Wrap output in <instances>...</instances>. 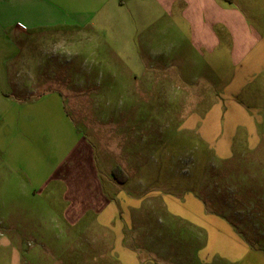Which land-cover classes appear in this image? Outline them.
<instances>
[{
  "label": "rangeland",
  "instance_id": "374dc122",
  "mask_svg": "<svg viewBox=\"0 0 264 264\" xmlns=\"http://www.w3.org/2000/svg\"><path fill=\"white\" fill-rule=\"evenodd\" d=\"M129 1L128 4H151L147 0ZM260 1L264 3V0L257 2ZM150 14L128 13L125 15L128 24L134 26L120 28L137 32L138 42L132 43L137 53L145 52L150 56L160 51L163 61L168 62L176 56L170 49L173 45L177 46L179 54L199 61L186 40L170 42L175 40L174 36L165 34V19L152 4ZM148 18L155 21L149 24ZM109 28L85 31L73 44L55 43V34L45 32V44L40 53L43 67L69 73L66 77L73 90L61 91L60 114L62 120L66 118V125L56 119L54 136L51 131L46 140L41 138L45 144L30 135L24 145L38 150L37 154L27 155L30 164L38 159L45 169L48 163L52 166L60 163L70 148L79 143L91 148L94 163L104 179L108 178L111 163L130 165L132 174L128 175L146 187V195L150 193L141 197L136 207L140 208L138 214L133 213V217H138L137 224L131 226L124 215L126 204L118 208L114 202L110 206L113 209L98 218V222L95 212H91L77 225H70L64 218L68 203H64L63 188L58 187L52 194V189L43 190L36 185L29 188L40 191L31 196L34 202L13 206L26 207L30 213L38 209L37 218L11 217L7 208L10 204L5 199H9L10 191L13 196L22 188L6 186L0 188L2 233L14 239L7 233L12 224L22 229L26 237L27 253H23L27 264H241L232 260L231 233L216 231L214 235V231L197 225L190 217L164 208V201L188 196L202 203L209 216H226L227 226L232 225L264 262V136L259 141L252 140L244 151L237 148L238 145L234 149L231 146L229 155L221 156L217 149L220 150L225 140L211 133L206 136V130H212L213 123L206 125L205 130L204 112H201L206 111L205 105H211L214 98L205 97L207 92L204 96L199 88V91L187 92V100L183 91H166L155 84L149 87L141 78L118 74L123 65L114 54L115 44L110 42L109 36L116 30L112 32ZM155 30L160 33L157 42L143 43V32ZM106 62L111 63L112 69L105 66ZM261 90L264 96V86ZM41 92L31 91L28 101L35 102ZM42 104L34 103L27 108L38 120L44 113ZM262 106L264 109V102ZM55 116L60 117L58 113ZM19 141L21 138L14 136L13 147L20 146ZM0 145H4V139L0 140ZM4 190H7L5 196ZM152 207L155 210H151ZM110 213L116 217L112 223L123 226V244H117L116 232L113 234L104 228Z\"/></svg>",
  "mask_w": 264,
  "mask_h": 264
},
{
  "label": "crops",
  "instance_id": "0c3cea01",
  "mask_svg": "<svg viewBox=\"0 0 264 264\" xmlns=\"http://www.w3.org/2000/svg\"><path fill=\"white\" fill-rule=\"evenodd\" d=\"M147 1L162 13L165 34L174 36L175 39L170 42L186 40L199 61L194 62L179 54L177 46L173 45L170 49L172 48L171 52H176V56L171 57L174 61L168 62L163 61L164 55L160 51H154L149 56L145 52L140 55L134 50L132 43L138 42L137 32L120 28L134 26L128 24V13L137 11L139 15L142 12L151 15V4L146 2L128 4L131 1L0 0V140L4 139V145H0V188H22L13 196L10 191L9 199H5L10 204L7 208L12 213L11 217L37 218L38 209L30 213L26 207L13 206L27 201L34 202L35 198L31 196L40 191L29 188L35 185L43 190L52 189V194H55L58 187L63 188V200L68 203L64 218L70 225H77L91 212H95L94 217H97L98 222V218L113 209L110 206L115 202L118 208L121 207L120 204H126L124 215L130 225L134 226L138 217H133V213L138 214L137 210L140 209L136 208L137 204L145 196H150V193L146 195V187L141 182L132 180V175H128L132 174L128 164L122 163L124 166H121L111 163L107 170L108 178H102L94 163L91 148L84 147L81 143L72 146L60 163L54 166L48 163L47 169L43 164L39 165L38 159L34 160L35 164H30L27 155L37 154L38 150L24 144L30 135L37 142L45 144L41 138L46 140L51 131L54 136V125L58 124L56 119L66 125V118L62 120L60 114L61 91L73 90L66 77L69 73L43 67L40 53L45 44L46 31L55 34V43L73 44L79 34L85 31L110 27V31L116 30L109 36L112 38L110 42L116 46L114 54L123 65L118 74L141 78L149 87L155 84L166 91H183L187 100V92L202 88L204 96L207 92L205 97L214 98L211 105H205L206 111H201L204 112V129L212 122V130H206V136L211 133L225 140L220 150L217 149L221 156H228L231 146L234 149L238 145L237 148L244 151L251 146L252 140L259 141L264 136V96L261 90L264 86V3L257 2L258 0ZM148 21L151 24L155 20L148 18ZM137 24L139 26L141 23ZM143 34V43L154 44L160 33L155 30ZM102 35L107 37L106 34ZM62 36L63 42L60 40ZM106 65L108 68L112 67L110 62H106ZM31 91H42L37 94V100L33 103L28 101ZM53 96L56 97L51 98ZM47 99L49 100L44 109ZM34 103H43L44 113L39 116V120L27 109ZM56 113L59 118L55 116ZM17 135L21 138L17 142L20 146L13 147V139ZM117 166L124 169L127 180L118 182L114 179L112 172ZM6 193L7 190H4L3 196ZM164 203V208L170 213L175 211L185 218L190 217L197 225L214 231V235L216 231L231 233L234 262L264 263L250 248L249 242L236 233L232 225L227 226L226 216H209L202 203L193 197L186 196L185 199H172ZM151 210H155L154 207ZM111 215L112 213L108 214L110 217H107V227L104 228L111 230V233L116 232L117 244H123V226L121 223L113 224L116 217ZM7 233L14 239L6 237L0 228V264H27L23 253H27L26 237L22 229L12 224ZM151 251L150 249L149 253L152 258Z\"/></svg>",
  "mask_w": 264,
  "mask_h": 264
},
{
  "label": "trees",
  "instance_id": "16d2710c",
  "mask_svg": "<svg viewBox=\"0 0 264 264\" xmlns=\"http://www.w3.org/2000/svg\"><path fill=\"white\" fill-rule=\"evenodd\" d=\"M112 176L118 182H121L124 179L127 180V176L120 166H117L113 169Z\"/></svg>",
  "mask_w": 264,
  "mask_h": 264
}]
</instances>
